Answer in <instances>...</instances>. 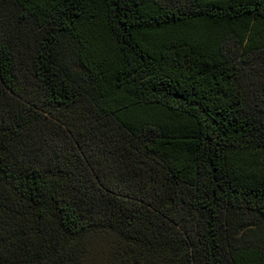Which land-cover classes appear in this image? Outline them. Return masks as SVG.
Masks as SVG:
<instances>
[{"label": "trees", "instance_id": "16d2710c", "mask_svg": "<svg viewBox=\"0 0 264 264\" xmlns=\"http://www.w3.org/2000/svg\"><path fill=\"white\" fill-rule=\"evenodd\" d=\"M0 264H264V0H0Z\"/></svg>", "mask_w": 264, "mask_h": 264}]
</instances>
